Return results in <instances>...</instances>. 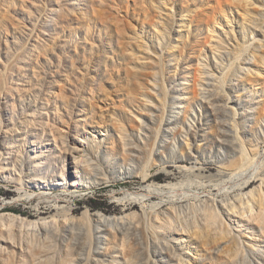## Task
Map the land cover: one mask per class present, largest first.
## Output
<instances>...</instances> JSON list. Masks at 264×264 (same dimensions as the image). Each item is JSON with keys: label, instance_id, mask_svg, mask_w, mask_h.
I'll list each match as a JSON object with an SVG mask.
<instances>
[{"label": "rangeland", "instance_id": "374dc122", "mask_svg": "<svg viewBox=\"0 0 264 264\" xmlns=\"http://www.w3.org/2000/svg\"><path fill=\"white\" fill-rule=\"evenodd\" d=\"M257 3L255 8L261 10L264 5ZM241 5L238 0H0V148L4 151L18 144L31 150L32 143L50 144V131L68 127L92 111L90 93L103 98V91H112L111 81L123 89L132 66L129 54L139 55V48L157 63L164 91V96L160 95L161 125L175 111V90L185 93L196 87L197 80L206 78L203 69L216 77L222 94L242 93L234 76L245 65L246 56L264 52V19L259 29L251 27L244 20ZM214 38L225 51L223 70H219L222 59L209 52ZM60 92L65 99L58 96ZM259 98L264 110V93ZM121 102L127 110L133 109L127 99ZM188 103L189 108L180 113L184 133L173 142L177 152L167 149L161 158L134 153L133 165L124 162L123 149L104 154L105 162L113 165L112 173L130 168L135 174L84 192L73 202L77 215L87 208L91 213L137 217L141 207L164 206L173 213L169 220L180 223L198 208L215 211L212 203H202L205 199L221 200L229 193H247L260 185L264 178V132L256 126L248 134L246 147L256 149L258 155L254 165L237 177L221 174L217 158L225 150L219 144L203 147L198 154L193 151L190 155L196 159H178L188 155L194 140L190 133L202 141L215 128L201 100L188 99ZM257 105L256 97H250L233 107L232 116L244 125L241 113L247 112L250 118ZM134 142L139 148L140 142ZM57 154L61 158L59 151ZM34 157L33 153L26 156L28 161ZM8 167L11 173H20L12 165ZM246 180L250 184L242 189ZM26 191L33 193L28 189L21 192ZM61 193L42 195L44 201L40 202L41 194L35 192L32 200L15 204L12 200L20 191L0 181V204L11 202L32 219L53 213L45 199L53 201ZM138 197L145 199L140 202ZM221 227L229 231L224 223ZM241 227L247 235V225ZM181 228L185 230L186 225ZM247 236L248 240L238 244L246 264H263L258 248L263 249L264 240L256 232ZM217 259L209 255L200 264H218Z\"/></svg>", "mask_w": 264, "mask_h": 264}, {"label": "bare ground", "instance_id": "6f19581e", "mask_svg": "<svg viewBox=\"0 0 264 264\" xmlns=\"http://www.w3.org/2000/svg\"><path fill=\"white\" fill-rule=\"evenodd\" d=\"M257 1L264 5V0ZM257 1L238 0L244 4L239 6L244 20L255 29L264 19V6L261 10L255 8ZM211 44L209 52L222 59L219 70H223L224 48L215 38ZM138 50L139 55L129 54L132 66L123 89L111 81L112 91H103V98H94L90 93L92 111L68 127L50 131V144L32 143L31 150L18 144L4 151L0 148V181L20 191L12 203L32 200L35 192L41 194L37 196L40 202L44 201L42 195L62 192L53 201L45 199L53 213L40 212L33 219L17 211L11 202L0 204V264H200L209 255L217 257L218 264H246L238 244L248 240L247 235L252 232L264 240V178L250 192L203 200V204L212 203L215 211L198 208L180 223L169 220L173 213L164 206L141 207L137 217L91 213L87 208L77 215L78 207L73 202L84 192L135 174L130 168L112 173L113 165L105 162L104 154L123 149L124 162L133 165V158L137 157L134 153L147 152L161 158L167 149L177 152L173 142L184 133L180 113L189 108L188 99L203 102L215 128L202 141L190 133L194 140L188 155L179 160L196 159L190 155L193 151L198 154L203 147L219 144L225 150L217 158L221 174L234 178L244 174L241 172L246 167H252L258 155L256 149L246 147V139L251 130H256L255 126L264 132V110L259 98L264 93V52L246 56L245 65L234 76L238 82L234 80V84L242 86L245 93L242 90L230 96L222 94L216 77L203 69L206 78L197 80L196 87L185 93L175 90V111L161 125L160 95L163 97L164 91L160 89L157 63L144 49ZM58 96L65 99L61 92ZM250 97H256L258 105L250 118L246 117L247 112L241 113L244 125L240 126L237 117L232 116L233 107ZM124 98L132 110L121 102ZM134 140L140 142L139 148L133 146ZM32 153L35 157L28 161L26 156ZM8 165L20 173H11ZM249 184L246 180L242 189ZM27 189L33 193L21 192ZM112 199L121 204L116 196ZM138 199L141 202L145 197ZM221 220L229 231L221 227ZM184 224L185 230L181 228ZM242 225H247V235L242 234ZM262 247L258 248V259L264 264Z\"/></svg>", "mask_w": 264, "mask_h": 264}]
</instances>
